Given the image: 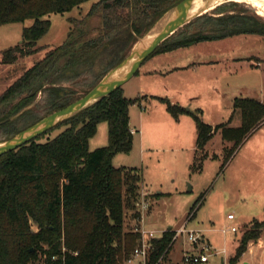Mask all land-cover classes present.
I'll list each match as a JSON object with an SVG mask.
<instances>
[{
    "label": "trees",
    "instance_id": "16d2710c",
    "mask_svg": "<svg viewBox=\"0 0 264 264\" xmlns=\"http://www.w3.org/2000/svg\"><path fill=\"white\" fill-rule=\"evenodd\" d=\"M180 1L0 0V26L33 21L23 28L20 44L2 53L3 64L36 51L28 47L48 31L47 18L51 14L63 15L92 2L85 16L70 19L73 27L65 42L47 51L14 81L0 96V105L26 93L12 106L17 109L22 104L18 113L33 104L32 98L41 91L46 96L41 104L44 116L65 108L117 66L138 39ZM234 8L241 11L228 12ZM206 14L177 30L152 55L237 35L264 37V20L245 4L226 2ZM92 17H99L100 24L89 29L87 21ZM85 73L91 80L80 91L82 95L61 86ZM158 100L174 120L181 115L193 119L196 140L192 169L196 172L202 168L205 146L215 131H220L222 140L233 146L226 155L227 161L238 145L264 123V104L251 98L233 100L239 126L221 124L214 128L187 108ZM138 101L139 98L124 97L119 87L48 132L0 156V264H122L131 256L139 233L124 230V209L134 208L139 200L142 174L136 168H115L112 159L131 150L128 109ZM32 108L0 127L7 139L41 119H30L22 129L15 126L29 116ZM7 118L0 117V122ZM102 122L107 124V145L89 151V139ZM62 127L54 137H46ZM137 217L135 208L132 219ZM32 224L35 231L31 230ZM263 232L264 218L252 220L229 262L235 263L247 245L258 241ZM173 237L174 231L165 230L150 241L152 251L147 264L165 258Z\"/></svg>",
    "mask_w": 264,
    "mask_h": 264
},
{
    "label": "rangeland",
    "instance_id": "374dc122",
    "mask_svg": "<svg viewBox=\"0 0 264 264\" xmlns=\"http://www.w3.org/2000/svg\"><path fill=\"white\" fill-rule=\"evenodd\" d=\"M91 4L92 2L84 3L63 15L51 14L47 18L50 23L48 31L34 46L28 47L30 50L35 49L34 53L18 57L16 61L9 64H3L0 61V96L26 70L41 60L47 51L65 42L70 29L73 27L70 19H81ZM238 11L241 9L234 8L228 12ZM168 15L169 13L154 24V27L149 31L150 35L158 31ZM261 19L264 20L263 17ZM32 24V20H27L23 23L0 26V60L5 50L20 44L23 28ZM99 24V17H92L87 21L89 29L95 28ZM240 38L228 40L234 45L233 48L217 57L219 59L227 58L229 54L232 57H244L247 53L254 51L251 44ZM239 40H243L242 43H238ZM137 45H139L138 42L134 46ZM24 49L26 50L27 47ZM258 49V51H264V48L258 47ZM235 67L238 69L236 70L238 73L239 66L236 65ZM224 69H226L225 66H223V71H225ZM226 71H231L232 78L234 70L227 67ZM90 78V75L85 73L75 80L63 83L61 86L73 89L78 95H82L83 92L80 91L83 90L86 83L90 82ZM257 81V93L247 94L248 96L243 95V97H251L264 104V76L257 78ZM233 83V80L229 81L227 78L223 81L214 79L192 82L188 87V95H192L196 99L188 101L183 97L179 99L178 105L200 116L205 123L217 120L224 122L231 118V124L236 126L239 123V113L232 109V100L230 99L233 96L229 91L230 89L219 90L220 84L230 87L234 86ZM135 84L132 79L122 86L126 98L134 99L136 97L137 88ZM217 90H219L218 93ZM25 95L26 93H23L6 104L0 105V117H10L20 110L22 104L17 109H12V106ZM45 98V94L41 91L34 95L31 113L27 118L16 123L15 126L18 129H22L25 123L32 118L41 117L42 119L46 117L41 107ZM139 99L141 101L143 98ZM142 101L144 103V100ZM143 108H145L144 113ZM130 112L131 124L134 129L131 150L127 154H116L112 159V165L115 168L124 167L140 170L144 186L153 195H156L158 191L167 194L164 195V199L154 205L152 216L148 219L151 221H149L148 229L153 230L155 236L158 237L164 232L163 229L170 226L173 227L175 235L176 228L185 223L186 231L199 232L201 240H205L206 246L213 249L206 252L210 256L208 262L204 264H231L229 260L234 255L235 248L246 227L252 220L264 218V123L238 145L227 161L225 160L226 155L233 146L224 143V148H226L224 150L223 143L217 136L207 146V151L217 154L218 158L210 156L203 162L201 170L196 172L192 169L196 129L190 116L181 117L178 127L179 140L178 143H175L173 140L174 132L165 126V119L172 123L174 120L167 112L164 103L153 99L151 103L142 104V107L139 105L132 106ZM139 113H143L142 116H147V118L140 119ZM152 119L155 122H152ZM61 130L63 127L52 131L46 137L52 138ZM46 137L43 136V138ZM5 140L7 137L0 131V143ZM106 145L107 124L102 122L97 125L95 135L89 139L88 148L89 151H93ZM138 194V199H140L142 197L141 184ZM147 197L150 198L151 202H154L152 195ZM135 208L134 205V208L126 207L124 209L123 226L125 231L133 229L135 221L132 216ZM151 208L152 205L146 211L147 216L150 214ZM228 214L233 215L232 221L227 219ZM189 216L192 218L188 219ZM195 221L198 222V225H195ZM231 226L237 228L236 233L222 231L230 229ZM31 230L35 231L36 226L32 224ZM261 237L262 248L256 249L257 241L250 242L245 253L233 264H264V232ZM202 249V243L189 245L187 235L183 233L177 238L173 237L169 252L163 260H159L156 264H184L182 261L183 251L192 253L201 250L202 252ZM122 264L128 263L124 261Z\"/></svg>",
    "mask_w": 264,
    "mask_h": 264
},
{
    "label": "crops",
    "instance_id": "0c3cea01",
    "mask_svg": "<svg viewBox=\"0 0 264 264\" xmlns=\"http://www.w3.org/2000/svg\"><path fill=\"white\" fill-rule=\"evenodd\" d=\"M236 37L238 38L241 37L240 39H243L247 43L251 44V47L254 48V51L247 53L244 57H237V56L232 57L229 54L231 57L228 55L229 57L227 56V58L219 59L217 56L221 55L226 51H230L234 46L232 45L231 42H228V40L231 41L230 39ZM243 40H239L238 43H242L241 41ZM263 46H264L263 36L237 35V36L224 38L221 40L205 41L188 47L177 48L169 52L152 55L151 57L146 59L138 68L136 74L130 79V80L133 79L136 83L135 84L137 88L135 93L136 97L134 98H143L141 99V101H138L134 105H131L128 109L129 128L131 130L132 136L134 135L133 134L134 129L131 124V112H130L132 106L139 105L142 107V104L151 103L153 99L155 100L166 99L172 104H177V105L179 103V99L183 97H185L186 100L188 101L195 100L196 97H192V95H188V90H189L188 87L192 82L209 81L214 79H221L223 81L226 78L229 81L233 80L234 86L227 87L224 84H220L221 86L219 89L220 91H226V89H230L229 91L233 96L230 99L232 100L231 101L232 109H233V100L235 98H251V97H243V95L248 96L247 94H251V93L256 94L257 83H258L257 78H262L264 76V51L262 50L258 51L259 50L258 47L264 48ZM236 65L239 66L238 73L236 72V70H238L235 67ZM223 66H225L226 68L224 69L225 71H223ZM227 67L229 69L234 70L233 73L234 75L232 76V78H231V71L229 72L226 71ZM219 90H217V93L219 92ZM142 100H144V103H142L143 102ZM159 102L162 103L161 101ZM144 112H145V108H143V113ZM143 113H139L140 119H144V117L147 118V116H142ZM183 116L186 115L179 116L177 120H174L171 117L174 120L173 123L165 119V126L174 132L173 140L175 143H178L179 140L178 127L182 119L181 117ZM152 122H155V120L152 119ZM206 124L210 125L212 128L221 124H226L228 127H237L240 124V120L236 126H233L231 124V118L224 122L217 120V121H209ZM217 136L220 137L223 143V148H224V143H229L222 140L220 131H215L211 139L207 142L205 146L204 161L210 156L213 158H218L217 154L208 153L207 151V146L210 145L216 139ZM141 194L144 196L153 195L146 188V186H144L143 182H141ZM156 195H158L156 198L155 197L152 198L154 202H151L152 208L150 214L147 216L145 212L142 218L141 224L145 230L153 231L151 229H148V225L151 222L148 219H150L152 216L151 214L153 212V207L156 204V202L164 199V195L167 194L158 191ZM229 216H231V218H229ZM227 219L228 220L230 219L232 221L234 217L233 215L228 214ZM183 224L184 223H182V225ZM182 225L176 228L175 232ZM195 225H198L197 221H195ZM231 227H235V226H231ZM163 230L174 231L173 227L170 226L166 227ZM236 232H237V228H236ZM236 232H231V233H236ZM159 237L160 236H158V238ZM203 241L206 242L205 240ZM260 247L261 248L263 247L262 237H260L259 240L257 241L256 249H259ZM187 252L183 251L182 257ZM130 264H142V263L139 260H135L133 263Z\"/></svg>",
    "mask_w": 264,
    "mask_h": 264
},
{
    "label": "water",
    "instance_id": "95a60500",
    "mask_svg": "<svg viewBox=\"0 0 264 264\" xmlns=\"http://www.w3.org/2000/svg\"><path fill=\"white\" fill-rule=\"evenodd\" d=\"M194 1L181 0L171 8L163 15L165 17L169 13L167 19L159 27L157 32L152 35L149 34L153 26L142 38L138 39L137 42L139 45L133 46L129 54L117 66L111 69L93 88L83 94L79 99L70 103L65 108L47 115L25 130L1 142L0 156L48 132L65 120L108 96L115 89L122 87L136 74L141 64L153 54L155 49L179 28L188 24L192 19L205 14L203 11L206 9L230 2L231 0H199L200 7L196 10L198 12L193 9ZM32 106L33 104H30L15 115L1 121L0 127L16 120Z\"/></svg>",
    "mask_w": 264,
    "mask_h": 264
},
{
    "label": "built area",
    "instance_id": "2783aa9c",
    "mask_svg": "<svg viewBox=\"0 0 264 264\" xmlns=\"http://www.w3.org/2000/svg\"><path fill=\"white\" fill-rule=\"evenodd\" d=\"M151 200L146 195H142V197L135 203V207L137 211L139 212V217L135 218V224L133 226V231L139 233V240L137 246L132 251L131 256L125 261L126 263L130 264L133 263L135 260H139L142 264H146L148 261V256L150 252L152 251L151 243L150 241L152 239L158 238L155 236V233L150 230H145L142 227V218L144 213L150 208ZM231 218V216H229ZM185 223L175 232L174 238L177 236L185 233L187 235V239L189 241L190 245L194 244H203L202 252L201 250L199 252H192V253H185L182 257V261L184 264H204L208 262V258L210 254H207L206 252L209 251V249L212 251V248H209L206 246L205 242L201 240V236L199 235V232L195 231H186ZM223 232H236L235 227H231L230 229H224ZM213 254V252H211ZM52 259H55L54 257Z\"/></svg>",
    "mask_w": 264,
    "mask_h": 264
},
{
    "label": "bare ground",
    "instance_id": "6f19581e",
    "mask_svg": "<svg viewBox=\"0 0 264 264\" xmlns=\"http://www.w3.org/2000/svg\"><path fill=\"white\" fill-rule=\"evenodd\" d=\"M230 2H236L237 4L241 3V4L248 5L250 8H252L256 12L257 15H259V16L264 18V0H231ZM199 7H200V1L199 0H195L193 9L196 11ZM214 8L215 7H210V8L206 9L203 12H205V14H206L208 12H211ZM196 12H198V11H196ZM199 17H201V16H199Z\"/></svg>",
    "mask_w": 264,
    "mask_h": 264
}]
</instances>
